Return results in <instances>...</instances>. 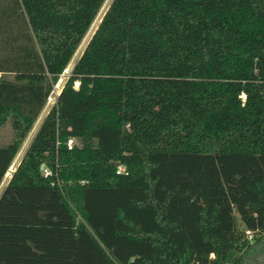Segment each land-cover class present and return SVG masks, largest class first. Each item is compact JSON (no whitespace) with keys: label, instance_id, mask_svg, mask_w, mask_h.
Masks as SVG:
<instances>
[{"label":"trees","instance_id":"1","mask_svg":"<svg viewBox=\"0 0 264 264\" xmlns=\"http://www.w3.org/2000/svg\"><path fill=\"white\" fill-rule=\"evenodd\" d=\"M106 1L2 12L0 186L64 83L0 195V264H264V0H111L64 75Z\"/></svg>","mask_w":264,"mask_h":264},{"label":"water","instance_id":"2","mask_svg":"<svg viewBox=\"0 0 264 264\" xmlns=\"http://www.w3.org/2000/svg\"><path fill=\"white\" fill-rule=\"evenodd\" d=\"M111 3V0H107L104 4V6L102 7L101 11L99 12L97 18L95 19L93 25L91 26L89 32L87 33L85 39L83 40L81 46L79 47L78 51L76 52L74 58L72 59L70 65L68 66V68L66 69L67 72H70L74 65L76 64V62L78 61V59L80 58L81 54L83 53L85 47L87 46L91 36L93 35L95 29L97 28L98 24L100 23L105 11L107 10L109 4ZM64 83V78H61L59 83L57 84L58 87H62ZM77 89H79V87H77ZM53 104V99L49 98V102L46 105L45 109L43 110L42 114L40 115L38 121L36 122L34 128L32 129L29 137L27 138L26 142L24 143L23 147L21 148L19 154L17 155L15 161L13 162L12 166L10 167L9 171L7 172L5 179L3 180L1 186H0V195L4 189V187L6 186L8 180L10 179L12 172L16 169V167L18 166V164L20 163L26 149L28 148V146L30 145L32 139L34 138L36 132L38 131L40 125L42 124L44 118L46 117L51 105ZM118 164V162H116ZM44 167V164L42 165V168Z\"/></svg>","mask_w":264,"mask_h":264},{"label":"rangeland","instance_id":"3","mask_svg":"<svg viewBox=\"0 0 264 264\" xmlns=\"http://www.w3.org/2000/svg\"><path fill=\"white\" fill-rule=\"evenodd\" d=\"M11 0H0V17L2 16V12L4 10L8 11L11 9V4H9ZM1 19V18H0ZM68 72L66 71L64 75H66ZM1 76V73H0ZM8 77H11L8 75ZM60 87H55V91L53 92L52 96L50 98L53 99V103L56 101V98L58 96ZM12 139V126L11 122L8 121L5 123L2 127H0V146L7 145L11 142Z\"/></svg>","mask_w":264,"mask_h":264},{"label":"built area","instance_id":"4","mask_svg":"<svg viewBox=\"0 0 264 264\" xmlns=\"http://www.w3.org/2000/svg\"><path fill=\"white\" fill-rule=\"evenodd\" d=\"M67 145H68V148L72 149L73 146L75 145V137H70L68 139V141H67ZM124 170H125V168L120 166L118 172H121V171H124ZM46 175H48V172H46ZM247 233L249 234V237L252 238L251 232L247 231ZM212 257H214V256L212 255Z\"/></svg>","mask_w":264,"mask_h":264},{"label":"bare ground","instance_id":"5","mask_svg":"<svg viewBox=\"0 0 264 264\" xmlns=\"http://www.w3.org/2000/svg\"><path fill=\"white\" fill-rule=\"evenodd\" d=\"M58 87V86H57Z\"/></svg>","mask_w":264,"mask_h":264}]
</instances>
